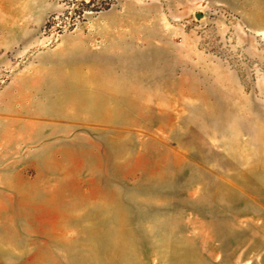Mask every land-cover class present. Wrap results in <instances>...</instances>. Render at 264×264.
<instances>
[{"label":"rangeland","instance_id":"rangeland-1","mask_svg":"<svg viewBox=\"0 0 264 264\" xmlns=\"http://www.w3.org/2000/svg\"><path fill=\"white\" fill-rule=\"evenodd\" d=\"M0 264H264V0H0Z\"/></svg>","mask_w":264,"mask_h":264},{"label":"water","instance_id":"water-1","mask_svg":"<svg viewBox=\"0 0 264 264\" xmlns=\"http://www.w3.org/2000/svg\"><path fill=\"white\" fill-rule=\"evenodd\" d=\"M203 16H204V13L201 12V11H199V12L196 13V17H197V18H201V17H203Z\"/></svg>","mask_w":264,"mask_h":264}]
</instances>
